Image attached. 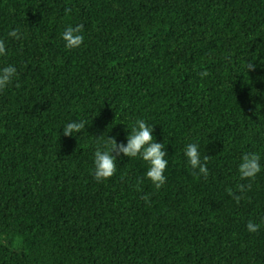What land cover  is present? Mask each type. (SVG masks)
<instances>
[{
    "label": "trees",
    "instance_id": "1",
    "mask_svg": "<svg viewBox=\"0 0 264 264\" xmlns=\"http://www.w3.org/2000/svg\"><path fill=\"white\" fill-rule=\"evenodd\" d=\"M0 40L17 70L0 91V264H264V170L243 192L238 174L246 153L264 165V0H0ZM136 119L165 143V184L126 157L96 182L97 147ZM72 120L84 132L65 137ZM193 142L207 178L185 164Z\"/></svg>",
    "mask_w": 264,
    "mask_h": 264
},
{
    "label": "clouds",
    "instance_id": "2",
    "mask_svg": "<svg viewBox=\"0 0 264 264\" xmlns=\"http://www.w3.org/2000/svg\"><path fill=\"white\" fill-rule=\"evenodd\" d=\"M11 38L20 39L21 33L19 30H12L8 33ZM61 40L67 50L79 48L85 37L82 32V25L75 27L67 26L62 34ZM257 55L264 53V43L259 44V50L256 49ZM7 49L4 40H0V56H5ZM254 64L251 62L247 68L251 69ZM16 67L7 65L0 67V91L5 90L14 80L16 76ZM206 75V73H205ZM253 115H256L254 112ZM86 122L84 120H72L67 122L62 127V134L65 137H77L82 134L85 129ZM128 135L126 143H118L113 138H106V143L97 147L93 157V178L96 182L107 181L113 176L117 169V159L126 157L141 159L146 165L147 170L145 178L150 181L155 189H160L166 181L165 170L169 161L166 159L167 152L165 143L156 142L153 131L144 119H136L128 127H126ZM185 164L192 171L194 176H203L207 178L208 168L206 161L208 157H201L200 146L198 143H188L183 149ZM264 170V165L261 164V155L258 153H246L242 155L238 164V174L241 181H248L247 185L241 184L240 190L243 192L245 187H251L253 181L258 174ZM239 199L240 197H236ZM147 199V197H145ZM261 225L249 221L246 224V229L249 233H255L260 229Z\"/></svg>",
    "mask_w": 264,
    "mask_h": 264
}]
</instances>
